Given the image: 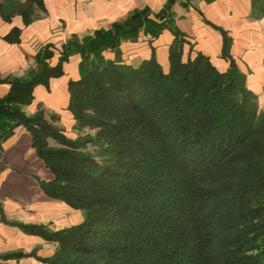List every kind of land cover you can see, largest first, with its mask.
<instances>
[{
	"label": "trees",
	"instance_id": "1",
	"mask_svg": "<svg viewBox=\"0 0 264 264\" xmlns=\"http://www.w3.org/2000/svg\"><path fill=\"white\" fill-rule=\"evenodd\" d=\"M222 32L226 71L193 55L180 30L167 69L155 53L138 66L92 63L69 82L76 138L55 124L58 114L15 107L64 73L70 42L57 64L46 61L51 52L32 79L11 82L0 117L16 116L31 132L54 175L41 180L44 191L83 213L59 230L27 226L57 242L45 264H264V109ZM104 42L120 40L115 32Z\"/></svg>",
	"mask_w": 264,
	"mask_h": 264
},
{
	"label": "crops",
	"instance_id": "2",
	"mask_svg": "<svg viewBox=\"0 0 264 264\" xmlns=\"http://www.w3.org/2000/svg\"><path fill=\"white\" fill-rule=\"evenodd\" d=\"M30 6L27 22L23 13ZM176 30L194 45L193 55L200 51L226 71L230 62L222 57L225 30L232 40L231 55L264 109V0H0V100L11 82L28 81L40 72L43 58L51 52L46 61L57 64L70 42L64 73L52 77L48 86L37 84L33 101L15 107L27 115L40 107L47 118L58 114L55 124L76 138V121L68 109L70 80L84 76L95 61L138 66L153 53L167 69ZM115 32L119 45L107 47L104 40ZM189 50L186 43L184 59ZM53 177L33 146L31 132L16 116L2 115L0 264H45L41 258L55 252L57 242L28 225L59 230L83 220L80 209L44 191L41 180ZM9 253L22 255L3 257Z\"/></svg>",
	"mask_w": 264,
	"mask_h": 264
},
{
	"label": "built area",
	"instance_id": "3",
	"mask_svg": "<svg viewBox=\"0 0 264 264\" xmlns=\"http://www.w3.org/2000/svg\"><path fill=\"white\" fill-rule=\"evenodd\" d=\"M0 222H2V213H1V207H0Z\"/></svg>",
	"mask_w": 264,
	"mask_h": 264
},
{
	"label": "rangeland",
	"instance_id": "4",
	"mask_svg": "<svg viewBox=\"0 0 264 264\" xmlns=\"http://www.w3.org/2000/svg\"><path fill=\"white\" fill-rule=\"evenodd\" d=\"M94 132V131H93Z\"/></svg>",
	"mask_w": 264,
	"mask_h": 264
}]
</instances>
